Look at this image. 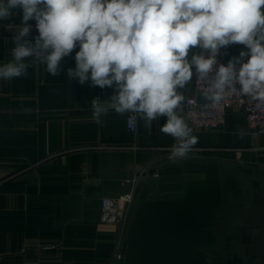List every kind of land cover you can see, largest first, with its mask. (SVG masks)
I'll return each instance as SVG.
<instances>
[{
    "label": "crops",
    "instance_id": "1",
    "mask_svg": "<svg viewBox=\"0 0 264 264\" xmlns=\"http://www.w3.org/2000/svg\"><path fill=\"white\" fill-rule=\"evenodd\" d=\"M20 15L12 22L19 25ZM7 23L0 21V65L12 47ZM29 23L31 38L38 31L34 20ZM78 50L62 59L58 76L34 62L26 78L0 80V264H118L128 212L117 224L101 223L102 199L135 191L149 169L180 160L169 158L174 138L159 131L166 117L151 126L137 117L133 131L129 113L119 115L105 104L103 125L92 119L91 101H108L111 89L68 77ZM241 50L244 45H228L217 58L227 64ZM179 91L185 100L178 113L185 119L186 100L204 98L193 79ZM239 128L247 132L243 138ZM192 130L198 143L184 158L220 161L242 179L235 221L256 239L262 255L257 264H264V133L250 128L243 109L233 105L222 126Z\"/></svg>",
    "mask_w": 264,
    "mask_h": 264
},
{
    "label": "clouds",
    "instance_id": "2",
    "mask_svg": "<svg viewBox=\"0 0 264 264\" xmlns=\"http://www.w3.org/2000/svg\"><path fill=\"white\" fill-rule=\"evenodd\" d=\"M18 13L19 25L12 22ZM33 20L38 35L30 38ZM0 21L14 33L0 80L26 78L34 62L58 76L62 59L79 46L68 77L111 89L108 101H91L92 119L103 125L105 104L119 115L138 114L145 126L166 117L159 131L175 140L172 160L186 157L199 139L178 113L185 100L179 89L192 81L193 68L207 81L203 98L211 107L229 93L264 104V0H0ZM232 44L246 50L219 63L221 49Z\"/></svg>",
    "mask_w": 264,
    "mask_h": 264
},
{
    "label": "water",
    "instance_id": "3",
    "mask_svg": "<svg viewBox=\"0 0 264 264\" xmlns=\"http://www.w3.org/2000/svg\"><path fill=\"white\" fill-rule=\"evenodd\" d=\"M144 177L127 215L118 264H213L220 211L230 193L242 192L237 170L189 157L153 167Z\"/></svg>",
    "mask_w": 264,
    "mask_h": 264
},
{
    "label": "built area",
    "instance_id": "4",
    "mask_svg": "<svg viewBox=\"0 0 264 264\" xmlns=\"http://www.w3.org/2000/svg\"><path fill=\"white\" fill-rule=\"evenodd\" d=\"M200 51L201 49H197L195 53H199ZM218 62L223 64L220 59H218ZM193 81L197 94L203 96L207 81H198L195 69L193 71ZM231 105L243 109L250 128L264 133V104L257 107L256 101L240 94H227L225 100L216 107H211L209 102L200 99L197 95H193L185 103V121L192 129L220 127L225 122L226 108ZM137 117L138 114H128L127 124L130 130L134 131L136 129ZM195 150L204 152L206 148H198ZM134 201V190L125 191L115 197H104L100 206V222L105 224L119 223ZM120 256L121 253L119 254V258Z\"/></svg>",
    "mask_w": 264,
    "mask_h": 264
},
{
    "label": "flooded vegetation",
    "instance_id": "5",
    "mask_svg": "<svg viewBox=\"0 0 264 264\" xmlns=\"http://www.w3.org/2000/svg\"><path fill=\"white\" fill-rule=\"evenodd\" d=\"M243 193H230V202L226 203L220 211L223 221L217 227L222 230L219 235L220 240L212 249L211 258L213 264H257L262 255L258 253V247H255L256 239L248 234V229L244 225H239L235 221L238 214L235 209L241 207L240 197ZM235 212V213H234Z\"/></svg>",
    "mask_w": 264,
    "mask_h": 264
},
{
    "label": "rangeland",
    "instance_id": "6",
    "mask_svg": "<svg viewBox=\"0 0 264 264\" xmlns=\"http://www.w3.org/2000/svg\"><path fill=\"white\" fill-rule=\"evenodd\" d=\"M209 155V154H208ZM207 156V155H206ZM210 156V155H209ZM210 158V157H209ZM241 211H243V210H241ZM127 212H129V210L127 211ZM124 237H125V232H124V236H123V238H122V242H121V247L123 248V244H124Z\"/></svg>",
    "mask_w": 264,
    "mask_h": 264
}]
</instances>
